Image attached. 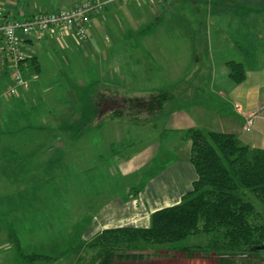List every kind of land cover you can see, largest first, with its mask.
<instances>
[{
    "label": "rangeland",
    "instance_id": "374dc122",
    "mask_svg": "<svg viewBox=\"0 0 264 264\" xmlns=\"http://www.w3.org/2000/svg\"><path fill=\"white\" fill-rule=\"evenodd\" d=\"M122 4L124 0H114L107 6L108 20L102 24L107 40L103 39L101 58L88 65L85 58L64 59L61 46L42 50L43 41L35 40L41 71L25 70L29 89L4 98L0 87V239L9 241L0 255L5 254L3 258L10 262L18 259L17 239L30 251V238L35 243L36 239L62 242L71 234L70 228L76 244L73 249L78 251L80 231L100 198L114 192L113 184L119 197L129 191L136 194L155 181L162 169L173 168L188 153L187 134L192 126L216 132L241 130L243 144L264 148V106L261 117H253L250 125L236 108L240 103L245 110L246 101L254 100L253 94L246 97L253 85L264 92V79L253 84L249 77L237 84L229 78L225 63L238 55L247 71H264V14L238 10L229 12V18L218 17L213 27L218 41L211 47L208 28L186 34L187 39L183 36L179 7L158 11L150 24L156 28L153 35L164 44L160 48L153 44L151 60L146 53L149 39L142 45L146 35L134 34L129 41L123 38L130 44L133 41L127 50L136 62V72L116 79L117 66L110 64L112 51L107 48L123 41L121 34L112 31L120 25L116 13L125 10ZM204 5L205 1L195 6L202 26L207 20ZM232 37L239 42L234 43ZM29 49L25 46L24 50ZM84 68L89 70L84 73ZM194 68L202 73L186 79L187 71ZM103 71L107 74L102 78ZM118 92L121 106L100 117L97 102ZM122 163L137 167L121 170ZM250 199L256 208L251 220L264 224V203L252 194ZM13 205L19 208L10 210ZM14 218L18 223L14 224ZM63 227L67 229L60 230ZM210 236L193 235L178 246L205 248ZM217 237L221 242L222 236ZM219 258L208 248L197 250L193 257L164 249L142 262L117 264H217ZM228 259L227 264H264V249L257 254L235 252Z\"/></svg>",
    "mask_w": 264,
    "mask_h": 264
},
{
    "label": "crops",
    "instance_id": "0c3cea01",
    "mask_svg": "<svg viewBox=\"0 0 264 264\" xmlns=\"http://www.w3.org/2000/svg\"><path fill=\"white\" fill-rule=\"evenodd\" d=\"M83 0H36L30 3L28 0H0V8L2 9L4 20H23L32 17L34 14L36 15L39 11H54L63 7H72ZM104 3V9L106 12L103 14V10L99 12L98 15H93L89 21V38L87 41L80 40L75 32L72 29L67 30H55V31H46L40 32L36 35L22 36L23 44H22V53L24 56H35L37 58L39 66L41 65L40 59L38 57L37 51L39 47L35 43V40L43 41L44 45L41 46L43 50L44 47L53 51V48L56 46H61L62 49L65 50L64 59L72 58L75 61L77 59H86V64L91 63L95 58H101L104 53L105 45L103 43V39L107 40V35L105 34V27L102 26L103 22L108 20L107 12L111 7V1L114 0H99ZM205 1V5L203 7L206 8L207 20H205V25L198 23L196 16L198 15V9L195 8L197 4ZM110 2V3H109ZM160 4L161 6H159ZM203 4V3H202ZM110 6V7H107ZM179 7L180 12L182 13L183 22H182V34L185 35L191 32H195L198 29L202 30L204 28L209 29L210 33V42L211 47L213 43L216 44L218 41V37L216 35L213 37V34L216 32L213 27L217 24L218 17H222L224 15L229 16V12H237L239 10L240 13L242 11H253L255 13L259 12L260 14H264V0H131L124 1V4L121 5L120 8H125L124 11L120 9L119 13H116L117 20H119L120 25L116 27L115 30L112 29L113 32L121 34V39L123 38L129 41L130 36L137 34L138 37L141 35L144 37L145 41H142V45H146V39H149V44L146 45V53L151 60L154 58L153 54L154 45L155 48L162 47L164 43H161L162 38L156 37L153 35L156 28L153 26L152 21L153 18L157 15L158 11L169 10L173 7ZM114 7V6H113ZM112 7V8H113ZM119 7V6H117ZM116 12V10H115ZM159 13V12H158ZM102 16V20L100 21V16ZM21 19H19V18ZM110 22H113L109 19ZM160 29V28H159ZM164 32V31H162ZM160 39V41H159ZM187 39V37H186ZM234 43H238V38H231ZM131 44L133 41H130ZM129 42L121 41L115 42L114 44H108V48L112 51L110 59V64H115L116 70L114 71V76L116 79L122 78L123 75L126 77H131L136 72V62L134 58L128 52V46L131 45ZM25 46L30 47L29 51L26 52ZM116 49L114 52L113 50ZM25 51V53H24ZM41 52V51H40ZM37 54V55H36ZM238 55H234L228 60H236L241 61L243 64L244 61ZM226 60L225 63L228 61ZM23 70V75L25 70L29 69L26 67ZM111 67L110 65H108ZM108 69V68H107ZM84 73L87 72V69H83ZM106 70V69H105ZM109 70V69H108ZM41 66L39 71H33L40 73ZM246 77L243 82H245L249 77L251 82H257L258 78L264 79V71L259 70L255 73L247 71L246 68ZM200 75L202 72L200 69H192L191 71H187L185 76L186 79L193 78L197 75ZM252 73V74H251ZM107 74V71L102 72L103 75ZM4 76V77H3ZM229 76V75H228ZM4 78V81L2 80ZM230 78V77H229ZM105 80V77H104ZM7 74L5 71L0 73V87L3 88L7 83ZM242 82V83H243ZM253 89H249L247 91L246 97L249 98V94H253L255 97L253 101H246L245 110L241 109L239 106L240 103H236V108L238 111V116L243 120H247L248 117H251L253 121V117H258L261 115V108L264 106V92L261 93L258 85H253ZM29 89V84L28 88ZM21 89V90H27ZM2 92V93H3ZM4 98L5 94L3 93ZM122 97L120 93L109 94L108 100L103 99L98 101L97 107L98 112L100 113V117H102L103 113L108 110H112V108L121 106ZM240 102V101H239ZM245 102V101H244ZM253 104V107L251 106ZM243 108V107H242ZM261 117V116H260ZM193 127V126H192ZM190 127V128H192ZM189 128V129H190ZM194 128V127H193ZM199 129V128H198ZM203 130V129H201ZM206 131V130H204ZM230 134L233 132L232 130L228 131ZM234 134L241 139V130L234 132ZM189 151V149H188ZM188 153L187 155H183L179 157L177 163L173 166V168L169 170L162 169V173L159 174L158 178L155 181H151L146 188L137 193H131L130 191L127 195L123 197L117 196L114 192L117 190L115 184H113L114 192L109 196H102L99 201V205L96 206L93 213L90 214L88 221L82 231H80L78 237V246H82L87 241H90L96 235H98L103 229L117 227V226H133V227H146L150 224V213L154 210H158V208L172 205L178 203L180 201L181 195L188 191L191 187V182L196 176L194 173V168L190 162H188ZM122 169L132 168L134 169L137 166H129L128 163L121 164ZM13 204V203H12ZM19 206H11L10 210H16ZM13 213V212H12ZM10 214V211H9ZM19 219L14 218V224L18 223ZM72 226V225H70ZM68 228V226H67ZM66 227H63L60 230H66ZM73 228H70L71 234H68V238L65 241H58L53 243L46 242L44 243L41 240L36 239L37 243L34 242L29 245L31 248L30 251H42L50 256H54L48 262H27L19 256L18 247L19 241L17 239V260L11 261L3 258L5 254L0 255V264H74V259L76 257L77 252L73 249L76 244H74L73 237ZM30 232L34 230H29ZM38 231V230H37ZM36 232V231H35ZM39 232V231H38ZM37 232V233H38ZM57 232V231H56ZM73 232V233H72ZM29 233V232H28ZM45 232L43 231V234ZM55 235V233L50 232L49 235ZM27 235V232H26ZM17 236V235H16ZM47 237V236H46ZM28 240V239H27ZM71 240V241H70ZM8 240L0 239V250L5 248ZM49 243V244H48ZM74 244V245H73ZM9 246V243L7 244ZM21 247V246H20ZM23 249V247H22ZM70 249V250H69ZM24 250V249H23ZM25 251V250H24ZM13 255V254H12ZM15 258V257H14Z\"/></svg>",
    "mask_w": 264,
    "mask_h": 264
},
{
    "label": "trees",
    "instance_id": "16d2710c",
    "mask_svg": "<svg viewBox=\"0 0 264 264\" xmlns=\"http://www.w3.org/2000/svg\"><path fill=\"white\" fill-rule=\"evenodd\" d=\"M25 65L31 71L40 69L35 56L22 59V71ZM226 66L233 82L245 80L246 66L241 61L228 60ZM187 135L188 162L196 176L180 201L151 212L149 226L103 229L79 247L74 264L142 262L164 249L193 257L197 250L206 248L220 254L217 264H227L228 256L235 252L257 254L264 249V224L251 220L256 208L250 199L252 194L264 203V148L243 144L229 132L192 127ZM193 235H211V240L205 248L198 244L178 246ZM217 236H222L221 242ZM18 252L31 263L54 258L42 251L26 252L20 246Z\"/></svg>",
    "mask_w": 264,
    "mask_h": 264
},
{
    "label": "built area",
    "instance_id": "2783aa9c",
    "mask_svg": "<svg viewBox=\"0 0 264 264\" xmlns=\"http://www.w3.org/2000/svg\"><path fill=\"white\" fill-rule=\"evenodd\" d=\"M103 5L104 3L99 0H83L72 7L39 11L36 15L23 20H4L0 8V73L5 71L8 79L3 92L5 96H14L18 90L28 88L21 70V61L25 57L22 53V36L72 29L77 37L85 42L89 38L90 18L98 14ZM251 122V117H248V125Z\"/></svg>",
    "mask_w": 264,
    "mask_h": 264
}]
</instances>
